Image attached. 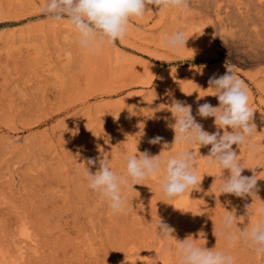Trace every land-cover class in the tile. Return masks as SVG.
Listing matches in <instances>:
<instances>
[{"label": "rangeland", "instance_id": "obj_1", "mask_svg": "<svg viewBox=\"0 0 264 264\" xmlns=\"http://www.w3.org/2000/svg\"><path fill=\"white\" fill-rule=\"evenodd\" d=\"M46 3L0 0V264H181L185 240L227 252L234 264H264L248 242L220 234L239 237L264 222V47L243 20L232 13L234 24L221 26L195 0L183 9L149 6L143 19L130 18L123 40L90 52L67 17L41 13ZM176 32L188 40L172 50L165 40ZM226 67L254 110L252 135L232 146L242 175L258 179L252 196L221 194L230 173L208 162L211 145L174 142V101L190 105L205 131L223 134L198 107L219 105L209 79ZM156 136L161 142L149 143ZM186 150L201 182L169 198L166 161ZM144 152L159 155L160 174L123 187L125 209L113 213L88 187L87 171L104 159L125 175L127 157ZM225 215L235 218L230 230ZM160 219L171 235L158 234Z\"/></svg>", "mask_w": 264, "mask_h": 264}, {"label": "clouds", "instance_id": "obj_2", "mask_svg": "<svg viewBox=\"0 0 264 264\" xmlns=\"http://www.w3.org/2000/svg\"><path fill=\"white\" fill-rule=\"evenodd\" d=\"M186 5L187 0H47L41 8V13L53 21H61L67 17L78 34L81 46L95 52L105 43L112 44L117 40H123L129 29L130 18L143 19L149 6L165 10L183 9ZM187 40L182 32H176L166 38L165 46L176 50L185 46ZM222 43L224 44L223 41ZM209 85L215 89L214 96L217 97L219 105L214 107L207 102L201 104L198 107V115L203 118L214 117L217 128L224 129L223 134L221 135L219 131L214 133L205 131L193 117L190 105L174 101L172 104V113L176 114L173 125L174 142L211 145L207 156L208 162L219 164L222 170H228L230 173L222 183L221 194H232L236 197L252 196L255 194L258 179L255 174L250 177L242 175L245 168L238 162V155L232 148L234 144L243 145L246 137L253 133L254 110L249 107L247 88L231 67H226L223 75L211 77ZM162 139L156 136L151 138L149 143L158 144ZM164 147H167V144ZM194 160V154L187 150L167 159L161 188L169 198L180 196L201 182L194 167ZM87 164L96 165L97 160L89 158ZM98 164V170L94 174L87 171L88 187L108 200L113 213H119L123 212L126 206L122 188H133L139 181L160 174L162 161L159 155L150 156L147 152L139 156L129 155L125 175L114 173L104 159H99ZM261 212H264V209H261ZM234 220V216L225 215L222 220L224 229L230 230ZM157 228L158 234L165 237L174 231L161 219ZM220 234L231 243L241 239L253 246L258 253H264V222L241 232L239 237L231 231ZM178 250L181 264H234L231 254L213 248H201L187 240L179 242Z\"/></svg>", "mask_w": 264, "mask_h": 264}, {"label": "bare ground", "instance_id": "obj_3", "mask_svg": "<svg viewBox=\"0 0 264 264\" xmlns=\"http://www.w3.org/2000/svg\"><path fill=\"white\" fill-rule=\"evenodd\" d=\"M195 1L200 6L204 4L205 7L213 9V12L216 16V21L217 23L221 24V26L223 25L228 27V24L229 25L234 24L232 22H231L232 24H230L229 22L231 20L232 13H235L237 15L236 18L237 17L241 18L244 22V26H246V28L249 29L251 38H253L254 41H256L258 44L264 47V0H195ZM234 27L236 26L234 25ZM224 32L226 33V30ZM230 33H234V32H230ZM26 232H25V236L26 238H28V234Z\"/></svg>", "mask_w": 264, "mask_h": 264}]
</instances>
